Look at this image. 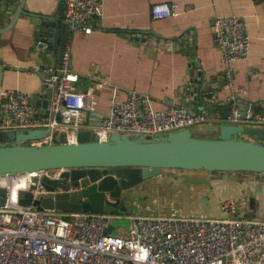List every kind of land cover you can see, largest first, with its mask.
Listing matches in <instances>:
<instances>
[{"label": "built area", "instance_id": "obj_1", "mask_svg": "<svg viewBox=\"0 0 264 264\" xmlns=\"http://www.w3.org/2000/svg\"><path fill=\"white\" fill-rule=\"evenodd\" d=\"M101 2L65 1L67 42L77 30L91 34L101 15ZM181 9L177 3H159L151 5L149 13L153 20H160L179 16ZM211 31L221 54L222 74L231 90L226 99H204L214 108L212 115L205 105L196 111L181 105L155 110L148 96L129 90L123 99L112 97L108 113L99 122L89 123L86 111L92 108L95 94L76 90L78 77L68 71L69 51L65 49L61 70H44L51 90L48 117L36 116L38 111L26 93L6 90L0 93V132L59 130L65 132V143L75 144L80 131H89L92 141H106L114 133L150 138L191 131V127L205 122L264 128V114L251 103L239 106L236 90L228 80L233 65L249 55L251 40L245 21L235 15H217ZM223 109V116H217L216 111L219 114ZM29 144L48 145L51 140L43 138ZM60 174L57 170L29 174L26 187L16 191L14 201L10 200L7 179L15 182L25 174L0 177V188L6 191V203L0 207V264H264V221L247 217V194L221 204L225 214H237L224 220L60 213L18 203L25 191L34 197L41 194L43 177L59 180ZM120 218L129 219L128 230L114 229L106 235L105 229Z\"/></svg>", "mask_w": 264, "mask_h": 264}, {"label": "water", "instance_id": "obj_2", "mask_svg": "<svg viewBox=\"0 0 264 264\" xmlns=\"http://www.w3.org/2000/svg\"><path fill=\"white\" fill-rule=\"evenodd\" d=\"M25 1L0 0V36L10 31L20 16L31 18L33 46L50 54L51 66L61 70L65 50L61 45L67 40L61 36L59 17L29 15L23 10ZM182 38L183 43L188 41L184 35ZM5 70L0 58V87ZM218 80L227 85L222 73ZM213 83L214 78L192 64L181 94L182 106L196 111L205 105L212 115L214 108L204 99ZM50 93L47 87L34 102L41 107L36 116L48 117ZM218 125L216 139L197 138L185 129L150 138L114 133L106 141H92L89 131H80L75 144L65 143L64 131H17L13 143L0 142V177L61 171L59 180L41 179L39 196L22 193L18 203L38 211L128 216V208L136 207V212L145 215L140 205H156L159 217L224 220L237 214H225L221 204L247 194L257 202V210L250 214L264 221V128ZM43 138L51 144H29ZM5 195V189L0 188V207L6 203ZM144 197L137 204L136 200ZM114 229L108 226L105 234Z\"/></svg>", "mask_w": 264, "mask_h": 264}, {"label": "crops", "instance_id": "obj_3", "mask_svg": "<svg viewBox=\"0 0 264 264\" xmlns=\"http://www.w3.org/2000/svg\"><path fill=\"white\" fill-rule=\"evenodd\" d=\"M65 1L26 0L23 10L29 15L59 17L61 36L66 37ZM159 3L179 4L182 8L179 16L153 20L150 6ZM217 15H235L247 25L251 40L249 55L233 65L228 80L236 90L239 106L251 103L264 114V0H102L101 15L91 34L77 30L61 45L69 51L68 71L78 77L76 90H91L95 94L92 108L86 111L87 121L99 122L108 113L112 97L123 99L129 90L148 96L155 110L182 106L181 94L192 64L215 79L206 97L226 99L231 90L218 82L222 73L221 54L211 31ZM32 30L31 18L20 16L15 26L0 36V58L7 69L0 93L22 91L34 104L48 87V74L44 70H60L51 66L50 54L35 49ZM183 35L188 38L185 43ZM132 37L140 40L134 41ZM35 108L38 112L41 109ZM216 114L223 116L221 112ZM219 126L209 122L195 126L191 132L197 138L216 139ZM249 210H257L253 199Z\"/></svg>", "mask_w": 264, "mask_h": 264}, {"label": "bare ground", "instance_id": "obj_4", "mask_svg": "<svg viewBox=\"0 0 264 264\" xmlns=\"http://www.w3.org/2000/svg\"><path fill=\"white\" fill-rule=\"evenodd\" d=\"M29 178H30V175L27 173L24 176H19L15 182H12L11 179H7V182H8L9 187H10V192H11L10 193V200L11 201H14L15 200V198H16V191L19 190V189H21V188H19V186L24 185L22 188L26 187ZM14 183H16L18 185H14ZM12 185H14V188H11Z\"/></svg>", "mask_w": 264, "mask_h": 264}, {"label": "flooded vegetation", "instance_id": "obj_5", "mask_svg": "<svg viewBox=\"0 0 264 264\" xmlns=\"http://www.w3.org/2000/svg\"><path fill=\"white\" fill-rule=\"evenodd\" d=\"M146 198L144 197V198H141V199H137L136 200V202H137V204L139 203H141L142 201H144ZM251 200V199H250ZM250 203H251V201H250ZM139 209V208H138ZM145 209V214L146 215H154V216H156V213H157V211H158V209H157V207H156V205L155 206H153V205H149V206H142V205H140V209L139 210H144ZM165 211H167V210H165ZM128 212H129V215H133L134 214V212L136 213L135 215H140V214H142V213H140L139 211H137L136 212V207H132V208H128ZM140 213V214H139ZM168 214H172V212H167Z\"/></svg>", "mask_w": 264, "mask_h": 264}, {"label": "rangeland", "instance_id": "obj_6", "mask_svg": "<svg viewBox=\"0 0 264 264\" xmlns=\"http://www.w3.org/2000/svg\"><path fill=\"white\" fill-rule=\"evenodd\" d=\"M203 124H204V125H207V124H209V122H205V123H203ZM203 124H200V125H203ZM200 125H196V126H200ZM194 127H195V126L191 127V130H193ZM14 185H18V184L14 183ZM14 185H12L11 188H14ZM23 186H24V185L19 186V188H22ZM13 190H14V189H13ZM128 216H129V215H128ZM112 223H113V226L115 227L116 230H118V229H121V230H128V228H129V224H130V221H129V219H127V218H120V219L113 220ZM116 230H115V231H116Z\"/></svg>", "mask_w": 264, "mask_h": 264}, {"label": "trees", "instance_id": "obj_7", "mask_svg": "<svg viewBox=\"0 0 264 264\" xmlns=\"http://www.w3.org/2000/svg\"><path fill=\"white\" fill-rule=\"evenodd\" d=\"M16 132L17 131L15 130L7 131V132H0V142L7 143L8 145L13 143L15 140ZM251 203H252V199H251ZM247 217L252 218L250 213L247 214Z\"/></svg>", "mask_w": 264, "mask_h": 264}]
</instances>
